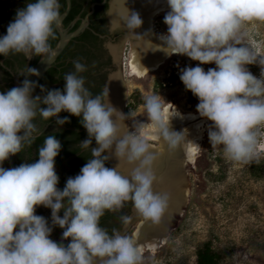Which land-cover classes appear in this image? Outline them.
<instances>
[{
  "label": "clouds",
  "instance_id": "obj_1",
  "mask_svg": "<svg viewBox=\"0 0 264 264\" xmlns=\"http://www.w3.org/2000/svg\"><path fill=\"white\" fill-rule=\"evenodd\" d=\"M167 4L170 11L163 21L167 33L151 50L186 55L200 64L215 63L216 68L207 72L199 65L186 67L180 80L198 98L199 115L212 122L208 131L212 148L222 146L226 159L247 162L257 155L259 126L264 125V57L241 43V29L245 22L264 21V0H167ZM59 8L58 0H35L18 9L0 37V55L23 53L30 60L49 53L53 25L61 23ZM128 13L122 17L124 27L134 33L143 21L139 13L129 9ZM115 24L112 19L110 30H115ZM72 63L75 71L65 74L63 91L46 90L24 79L21 86L0 93V163L34 141L37 115L45 120L57 117V125L69 122L58 117L61 111L82 116L88 138L80 147L88 149L93 138L97 145L91 149L92 158L78 175L67 179L63 190L57 188L54 166L61 143L53 135L45 138L36 162L0 167V264H94L97 259L100 264H142L136 243L116 229L109 235L99 226L100 218L106 210L119 211L131 201L137 214L156 223L168 207L169 196L153 190V164L159 154L141 135L146 124L119 135L116 121L127 116L103 101L107 88L92 96L84 87V77L78 75L87 71L86 65L79 59ZM254 63L261 66L259 79L245 68ZM28 73L39 76L35 68L29 67ZM37 86L46 95L33 97ZM144 108L157 134L169 148L175 147L183 133L170 131L159 97H144ZM113 146L119 162L135 165L129 174H122L119 164L105 166L110 157L102 154ZM40 205L51 209L53 225L64 229L62 238H71L66 247L49 239L52 228L43 216L35 215ZM61 209L63 217L58 215ZM120 220L127 227L132 217Z\"/></svg>",
  "mask_w": 264,
  "mask_h": 264
},
{
  "label": "rangeland",
  "instance_id": "obj_2",
  "mask_svg": "<svg viewBox=\"0 0 264 264\" xmlns=\"http://www.w3.org/2000/svg\"><path fill=\"white\" fill-rule=\"evenodd\" d=\"M166 13L153 19V32L158 36L167 33L163 22ZM241 32V43L264 57V21L245 22ZM122 35L118 44L124 62L122 79L127 88L123 105L126 133L134 132L141 123H151L144 108V97L148 95L159 97L163 109L170 106L181 113L199 114V101L189 103L184 84L166 80L170 75L180 78L186 67L199 65L207 72L216 68L215 63L200 64L186 55L173 54L146 76L130 75L125 63L131 42ZM245 68L256 78L261 77L258 63ZM203 118L206 122L200 151L187 168L189 186L184 212L173 223L158 253H146L142 264H195L196 253L205 243L219 254L218 264H264V125L259 126L257 155L247 162H237L225 158L222 146L212 148L208 136L212 122ZM148 142L160 146L158 141ZM133 230L131 226L120 233L132 238Z\"/></svg>",
  "mask_w": 264,
  "mask_h": 264
},
{
  "label": "bare ground",
  "instance_id": "obj_3",
  "mask_svg": "<svg viewBox=\"0 0 264 264\" xmlns=\"http://www.w3.org/2000/svg\"><path fill=\"white\" fill-rule=\"evenodd\" d=\"M128 9L139 13L143 23L132 31L124 27L122 17L127 16ZM170 11L167 0H112L110 11L108 12L109 20L112 19L128 31L131 47L126 59L125 66L130 75L143 77L158 69L165 60L170 57L163 51H153L155 45L161 44L159 36L153 32V19L159 14ZM140 35V36H137ZM129 41V40H128ZM121 48V47H120ZM118 47H112L114 58L118 59ZM172 56V55H171ZM124 67V62H123ZM108 96L106 102L110 103L118 111L123 113V105L127 88L123 79L119 78V72L114 73L109 78ZM165 122L168 124L170 131L183 133L179 143L172 148L162 140L157 134V129L151 123L146 124L141 134L148 140H155L160 143L159 147L151 146V150L158 153L154 161L153 170L156 180L153 184L154 192L167 194L169 196L168 207L161 219L154 223L150 219L143 217L134 211L135 218L139 217L134 225L132 240L139 247L141 256L146 253L152 255L158 253L166 243L169 234L173 228V223L178 216L182 215L187 202L188 195V165L196 158L200 151V141L203 135V126L206 120L196 113H181L178 110L166 106L164 109ZM178 113V115H175ZM174 115V116H173ZM115 119V117H113ZM126 126L127 118L117 119L119 135H122V122ZM139 127V126H138ZM114 165L119 164L118 169L127 175L131 172L134 164H129L125 160H118L114 155L113 149L108 151ZM160 169V171H159ZM138 215V216H137ZM94 264H100L99 259Z\"/></svg>",
  "mask_w": 264,
  "mask_h": 264
},
{
  "label": "flooded vegetation",
  "instance_id": "obj_4",
  "mask_svg": "<svg viewBox=\"0 0 264 264\" xmlns=\"http://www.w3.org/2000/svg\"><path fill=\"white\" fill-rule=\"evenodd\" d=\"M69 1H70V8L68 14L65 16V18L62 21V27L66 29L67 33L70 34L79 28L82 21L87 16V20H88L87 26L79 35H81L83 32L89 29L92 31V34L96 36V39L94 40L95 43L93 45H90V49L88 47L89 53L87 56L93 59V62L95 64L94 71H96L95 74L97 76L104 77L103 86H102V92H103L108 76L111 73H115L117 71L115 67V58H114L115 56L112 53L111 48L118 47L117 50L119 51L117 56L118 58L120 57V59L121 58L123 59L121 55V48H119L120 45L118 44L119 39L123 36L122 35L123 31L120 28V25L114 26L115 30H110V26H109L110 20H109L108 12L110 11V2L112 0H69ZM29 2H35V0H0V37L6 34L7 26L11 21L14 20L17 10L24 8L26 4ZM58 2L60 4L59 12L61 16L67 10L68 7L67 0H58ZM78 36L72 38L67 43L66 47L64 48L62 53L58 56L55 63L53 64V66L55 65L57 66V69L63 70V73L66 72L68 66L74 60L79 59L81 63L86 62L85 55H83L82 51H85L87 49L88 43L84 38L74 40ZM58 40H59V34L54 24L53 32L52 35L49 37L48 44L50 42H53L55 46ZM61 55L63 56L60 57ZM40 57L41 56H33L29 60L23 53H19V54L10 53L8 56L0 55V93L7 92L11 88H13L16 80H22L25 74L28 73V68L29 67L33 68L40 59ZM72 69H74V66L72 67ZM58 76L60 75H56V77ZM42 79L40 80L38 85H43V83H41ZM57 85L59 84H54L52 85V87H55ZM40 92L41 89L39 86H37L34 90L33 97H35ZM102 99H104V97H102ZM33 122L38 129V132L34 133L33 135L40 133L44 128H46V130L49 131H56L58 129V127L54 124V122H48L42 127H40L41 125L38 122V120L34 119ZM18 134H22V133H18ZM87 138L88 137L84 139ZM82 141L83 140H81V142ZM28 146L29 144L24 145L23 148L24 152L21 154V156H23L22 164L29 163V156L27 151ZM94 147H97V145L93 138L92 144L89 146L88 149H81L80 152L74 154L70 158V159H74L79 154H81L83 157V159L77 165L75 174L68 176L70 172L69 168H64V171L62 173L60 172L61 174L59 172H56L59 177V181L57 184V188L59 190H63L68 178L70 177L74 178L76 175L80 173V169L87 163L89 159L92 158L91 149ZM102 155H104V153ZM68 160H65L63 162V165H66L68 163ZM105 166L109 168L107 161H105ZM2 167L5 169H9L6 165H2ZM66 202H67V198H65L64 203ZM124 206L125 207L122 208L123 213L121 216H125V215L128 216L130 214L133 204L131 201H128L124 203ZM126 206H128V209H126ZM63 214H64V209H61L58 215L63 217ZM35 215L43 216L46 219L48 226L52 228V232L49 236V239L53 240L58 244H63L65 247L68 245L71 238L68 239L62 238L64 229H61L59 226L53 225L50 208L44 207L43 205L36 206ZM100 221H105V214L100 218ZM101 228L105 229V227L102 226ZM122 228L123 225L120 231L122 230Z\"/></svg>",
  "mask_w": 264,
  "mask_h": 264
},
{
  "label": "trees",
  "instance_id": "obj_5",
  "mask_svg": "<svg viewBox=\"0 0 264 264\" xmlns=\"http://www.w3.org/2000/svg\"><path fill=\"white\" fill-rule=\"evenodd\" d=\"M83 38L88 43L87 49L85 51H82L83 55H85V58H86V62L82 64L86 65L87 71L83 73H79L78 75L84 77L85 79L84 87L88 89V91L91 93L92 96H96L102 93L104 77L97 76L95 74L96 71H94L95 64L93 62V59L87 56L89 53L90 45H93L95 43L94 40L96 39V36H94L92 34V31L88 29L85 32H83L81 35H79L77 38H75L74 40L83 39ZM49 46L50 48H52L54 46V43L50 42ZM62 56L63 55H61L60 57ZM73 66L74 65L71 63L68 66L66 72L64 73H63V70L57 69L56 65L50 68L46 72L45 76L43 77L41 81V83H43L44 88L46 90L60 89L61 91H63L65 87L64 74L74 72L75 69H72ZM56 75H60V76L56 77ZM166 81L168 83L169 82L171 83H175V82L181 83L182 82L180 78H177L173 75H170ZM54 84H59V85L52 87V85ZM185 91H186L189 103L194 104L199 101L198 98L195 97L191 93V91L186 90V89ZM44 95H46V92L41 91L36 96L43 97ZM40 107H46V105L41 104ZM58 117L61 119L67 117L69 122L63 125H57L56 123L57 117H53V118H50L49 120H45L41 118L39 115H37V117L35 118L40 123L41 125L40 127L44 126L48 122H54V124L58 127V129L56 131L46 130L44 133L36 137L31 144H29L27 148L28 156H29V164L34 163L39 159V155H38L39 148L43 146L44 140L47 136L53 135L61 143V149L59 151L58 156L55 158V161H54L55 171L62 173L64 171V168H69L70 172L68 176H71L75 174L77 165L83 159V157L81 154H79L74 159H70V158L74 154L80 152L82 148L79 146V143L81 142V140L84 141L85 140L84 138L88 137V134H87L86 129L82 126L80 122L82 119V116L77 117V116L71 115L70 113L66 111H61L58 114ZM23 148L24 146L22 147L19 153L15 155H11L7 160L3 161L0 164V167H2V165H6L10 169V168H15V167L20 166L23 160V156H21V154L24 152ZM65 160H68V163L66 165H63V162ZM123 207L125 206L123 205ZM122 208L119 211H115V212L106 210L105 211V221L99 222V226L105 227V230H107L109 235H112L113 229L120 231L122 227V223L120 220V217L123 213ZM126 209H128V206H126ZM219 260H220L219 254L216 253L211 248L209 243H205L200 249H198L196 253L195 264H218Z\"/></svg>",
  "mask_w": 264,
  "mask_h": 264
},
{
  "label": "water",
  "instance_id": "obj_6",
  "mask_svg": "<svg viewBox=\"0 0 264 264\" xmlns=\"http://www.w3.org/2000/svg\"><path fill=\"white\" fill-rule=\"evenodd\" d=\"M67 10L61 15V23L59 25V27H56V30L59 34V40L57 42V44L51 49V51L49 53H45L43 54L40 59L38 60V62L35 64V66L33 68H35L38 72H39V76H36V75H28L29 73L25 74L24 78L22 80H16L15 81V85L14 87H19L22 85V81L24 79H29L31 81H35L37 83L40 82V80L43 78V76L45 75V73L53 66V64L55 63L56 59L58 58V56L62 53V51L64 50V48L66 47L67 43L74 37L78 36L87 26V16L85 17V19L82 21L81 25L79 26L78 29H76L74 32L72 33H67L66 29H64L62 27V21L63 19L65 18V16L68 14V11H69V8H70V1L67 0ZM120 28L122 29L123 33L125 34V36H127L126 38L130 40V38L128 37V31L126 30V28L124 27H121ZM54 53V54H53ZM115 67L117 69V72H119V78L122 80V75H123V62L122 60L120 59V57L118 59H115ZM114 74V73H111L109 76H108V79L106 81V84H105V88L104 90L108 87V82H109V78L111 77V75ZM35 90V89H34ZM33 93L34 91L32 92V96H33ZM103 101L105 103L106 102V96L104 97ZM124 121L122 122L121 126H122V135L126 133V130H125V125H123ZM46 130V128H44L40 133L38 134H35L34 136L37 137L39 136L41 133H43L44 131ZM104 155H109L108 151H106L104 153ZM108 162V165H109V168H115L116 166L114 165V162L112 160V158L110 157L109 160H107ZM119 170V169H118ZM122 174H124V172H122L121 170H119ZM160 171V169H159ZM128 216H131L132 217V221L131 223L125 227L123 226L122 228V232H125L127 229H129L131 226H134L136 221L138 220L139 217H136L135 218V214H134V208L132 206L131 208V211H130V214ZM138 216V215H137ZM18 230V228L16 229Z\"/></svg>",
  "mask_w": 264,
  "mask_h": 264
}]
</instances>
